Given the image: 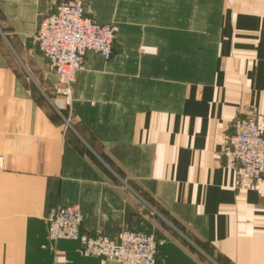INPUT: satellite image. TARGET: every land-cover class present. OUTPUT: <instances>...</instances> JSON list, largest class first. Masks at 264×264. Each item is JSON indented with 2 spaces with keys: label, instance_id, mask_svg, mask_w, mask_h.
<instances>
[{
  "label": "crops",
  "instance_id": "0c3cea01",
  "mask_svg": "<svg viewBox=\"0 0 264 264\" xmlns=\"http://www.w3.org/2000/svg\"><path fill=\"white\" fill-rule=\"evenodd\" d=\"M61 1L0 0V264H118L51 240L58 205L153 234L157 264H264V193L218 156L239 117L264 134V0H82L116 35L70 100L35 36Z\"/></svg>",
  "mask_w": 264,
  "mask_h": 264
},
{
  "label": "built area",
  "instance_id": "2783aa9c",
  "mask_svg": "<svg viewBox=\"0 0 264 264\" xmlns=\"http://www.w3.org/2000/svg\"><path fill=\"white\" fill-rule=\"evenodd\" d=\"M116 28L87 15L82 0H64L55 11L40 18L36 40L49 68L58 77L55 93L70 100L77 72L89 53L110 60ZM218 155L237 176L236 188L264 193V134L255 116L236 119L233 131L223 133ZM51 240L79 241L82 256L99 257L118 264H157L158 242L153 234L123 230L116 237L91 236L81 230L83 214L78 205L54 206L48 216Z\"/></svg>",
  "mask_w": 264,
  "mask_h": 264
},
{
  "label": "rangeland",
  "instance_id": "374dc122",
  "mask_svg": "<svg viewBox=\"0 0 264 264\" xmlns=\"http://www.w3.org/2000/svg\"><path fill=\"white\" fill-rule=\"evenodd\" d=\"M37 41V40H36ZM37 45H38V42H37ZM38 49H39V47H38ZM56 87V86H55ZM54 90H55V88H54Z\"/></svg>",
  "mask_w": 264,
  "mask_h": 264
}]
</instances>
